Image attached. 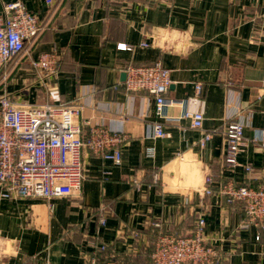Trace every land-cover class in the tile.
I'll list each match as a JSON object with an SVG mask.
<instances>
[{"label": "crops", "instance_id": "crops-1", "mask_svg": "<svg viewBox=\"0 0 264 264\" xmlns=\"http://www.w3.org/2000/svg\"><path fill=\"white\" fill-rule=\"evenodd\" d=\"M14 1L0 0V15ZM20 1L44 29L0 72V95L18 105L80 108L82 137L118 134L123 162L86 151L82 190L69 198L0 195V264H85L93 237L107 246L103 260L152 264L159 238L190 234L201 215L223 253L220 264H264V229H241L244 204H228L221 193L229 183L264 188V0ZM46 53L57 57L55 73L32 66ZM158 62L172 79L171 121L157 116L149 94L124 86L128 67ZM184 110L203 114L202 130L181 118ZM238 110L250 124L237 165L228 168L223 131ZM156 122L165 138L152 136ZM207 132H214L210 141L201 142ZM102 208L106 226L99 224Z\"/></svg>", "mask_w": 264, "mask_h": 264}, {"label": "built area", "instance_id": "built-area-1", "mask_svg": "<svg viewBox=\"0 0 264 264\" xmlns=\"http://www.w3.org/2000/svg\"><path fill=\"white\" fill-rule=\"evenodd\" d=\"M53 2L47 0L48 5H53ZM43 29L42 21L22 1L7 4L4 14L0 15V72L27 53ZM141 46L148 48L149 44L143 43ZM118 50L131 51L132 48L120 44ZM57 65L58 60L53 53L43 54L32 63L33 68L42 74L55 73ZM126 73V91L146 92L155 100L157 116L171 121L165 116L167 108L175 103L167 97L172 85L169 70L158 62L149 67H128ZM202 88L200 84L196 86L197 95L201 94ZM80 115V108L73 105L25 106L15 103L7 92L0 95L2 198L41 199L48 202L79 194L85 180L83 159L86 151L115 166L122 164L123 153L118 148L121 142L119 135L97 131L90 138L84 139L82 128L76 123ZM181 118L189 120L193 129H203L202 113L184 110ZM249 124L250 117L243 118L241 110L227 118L223 134L227 140L225 164L228 168L237 165V157L245 144V129ZM151 131L154 138L166 137L162 122L154 123ZM213 133H205L201 142L210 141ZM146 154L154 157V149H148ZM247 172H252V169L248 167ZM206 182L210 184L211 178ZM221 193L228 204L236 201L244 204L247 220L240 226L241 229L250 226L264 229V188H237L229 183ZM207 194H212V191L207 190ZM99 215V224L106 226L105 208L100 210ZM206 226V217L201 215L190 234L161 236L151 255L152 264H220L224 258L223 253L208 237ZM88 247L90 251L84 254L85 264H121L114 260H100V253L106 251L107 246L98 237H93Z\"/></svg>", "mask_w": 264, "mask_h": 264}, {"label": "trees", "instance_id": "trees-1", "mask_svg": "<svg viewBox=\"0 0 264 264\" xmlns=\"http://www.w3.org/2000/svg\"><path fill=\"white\" fill-rule=\"evenodd\" d=\"M106 251H107V250H106ZM104 252H105V251H104ZM100 260H103V259L100 258ZM151 261H152V260H151ZM151 263H152V262H151Z\"/></svg>", "mask_w": 264, "mask_h": 264}, {"label": "water", "instance_id": "water-1", "mask_svg": "<svg viewBox=\"0 0 264 264\" xmlns=\"http://www.w3.org/2000/svg\"><path fill=\"white\" fill-rule=\"evenodd\" d=\"M125 77H127V73L125 74Z\"/></svg>", "mask_w": 264, "mask_h": 264}]
</instances>
